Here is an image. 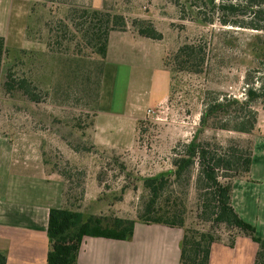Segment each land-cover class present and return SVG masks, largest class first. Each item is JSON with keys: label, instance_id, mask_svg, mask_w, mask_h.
Instances as JSON below:
<instances>
[{"label": "rangeland", "instance_id": "1", "mask_svg": "<svg viewBox=\"0 0 264 264\" xmlns=\"http://www.w3.org/2000/svg\"><path fill=\"white\" fill-rule=\"evenodd\" d=\"M26 37L29 49L8 48L0 73V135L9 139L18 156L43 165L65 181L69 208L86 215L137 217L147 196L143 179L173 168L174 149L190 141L200 129L209 95L243 96L248 69L246 41L250 32L201 22L194 10L177 0H30ZM75 9L106 10L153 22L162 33L154 41L167 55L189 42H201L208 70L197 75L171 73L168 95L146 104L153 85L149 61L132 76L129 102L141 108L139 119L112 120L102 116L95 139L99 57L87 47L71 17ZM207 46H206V45ZM164 61V60H163ZM165 67V65H164ZM264 72V67L262 70ZM28 80L29 96L17 88L8 93L7 79ZM214 93V94H213ZM259 122L264 104L258 106ZM205 129L200 141L249 149L256 134ZM95 123V125H94ZM252 150V152H253ZM244 172V171H243ZM236 179L241 178L245 173ZM197 167L176 185L185 203V229L212 232L222 239L232 229L214 222L212 210L202 206ZM235 181V180H234Z\"/></svg>", "mask_w": 264, "mask_h": 264}, {"label": "trees", "instance_id": "2", "mask_svg": "<svg viewBox=\"0 0 264 264\" xmlns=\"http://www.w3.org/2000/svg\"><path fill=\"white\" fill-rule=\"evenodd\" d=\"M177 5L194 10L204 24L218 22L224 27L250 32L246 41L249 63L243 96H208L200 118V129L190 141L174 149L173 168L143 179L147 196L143 198L142 208L135 219L86 215L72 210L67 203L63 208L51 209L47 228V264H77L85 237L131 241L137 223L182 229L180 264H209L211 246L221 239L210 231L185 229L186 206L175 188L182 180L189 179L196 167L198 198L202 199L203 208L212 210L217 225L232 229L229 231L232 232L231 240L234 235L251 238L259 247L255 264H264V238L258 235L254 225L239 216L231 202L234 180L241 172L245 173L241 177L250 172L253 141L246 150L238 147L224 149L215 142L200 141V134L208 128L243 134L257 129L258 106L264 104V72L261 71L264 67V0H177ZM70 18L82 32L87 47L99 57L98 111L109 34L130 30L135 37L153 42L161 41L163 35L150 20L135 19L129 25L123 15L106 10L75 9ZM8 51L5 39L0 36V73ZM206 56L207 51L201 42H189L167 55L164 65L171 73L201 75L208 70ZM28 83L25 79L16 82L9 78L5 90L10 93L17 88L35 101ZM0 264H7V257L1 252Z\"/></svg>", "mask_w": 264, "mask_h": 264}, {"label": "crops", "instance_id": "3", "mask_svg": "<svg viewBox=\"0 0 264 264\" xmlns=\"http://www.w3.org/2000/svg\"><path fill=\"white\" fill-rule=\"evenodd\" d=\"M30 6V0H0V36L9 50L29 49L32 44L26 37ZM158 49L155 42L137 38L130 30L109 34L95 139L102 130V116L139 119L141 108L129 102V93L133 73L145 62L153 70L146 104L168 95L170 74L164 67L165 52ZM259 128L250 172L233 182L231 202L264 238V120ZM64 192L60 176L22 159L0 135V252L7 264H47L49 212L66 206ZM227 234L212 244L209 264H255L258 245L247 236L234 235L231 240ZM183 235L179 228L137 223L131 241L85 237L77 264H180Z\"/></svg>", "mask_w": 264, "mask_h": 264}]
</instances>
